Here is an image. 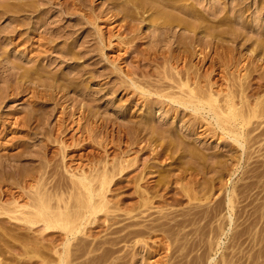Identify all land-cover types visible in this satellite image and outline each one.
<instances>
[{
    "label": "rangeland",
    "instance_id": "1",
    "mask_svg": "<svg viewBox=\"0 0 264 264\" xmlns=\"http://www.w3.org/2000/svg\"><path fill=\"white\" fill-rule=\"evenodd\" d=\"M2 1L4 2L5 0H0V3ZM36 1L43 5L42 6L43 11L40 14H38L37 17L35 16L33 21L39 22L40 19H42V17L45 18L47 14L53 15L55 18H60L61 16L59 15H62V17L65 16L64 17L65 19L62 22H60L59 25L58 24L55 25V23L53 24L54 26L57 27L56 30H59V28L65 30L67 28L66 30H68L71 34L75 33L73 34V37L78 38L76 49H80L81 51L87 50L88 53L86 54L95 56L93 57L94 59H92L91 61L87 60L85 62L86 66L89 63H91L87 66V69L88 68L90 69V72H92L91 74L93 75L94 78L93 81L90 79L85 81L86 86L89 88L88 91L90 92V97L92 98L89 99L88 96V98L84 97L83 99L81 94H79V92L77 94L76 92L71 90L65 94L64 93L59 94L61 96L64 95L63 96L64 98H62V101H60V104L58 105L54 104V102L52 101L51 102L46 101L47 104L42 103L45 102L44 100L39 105V107H41L42 111L44 112V119H46L48 116L49 122H51L52 125H55L57 121L60 119V116H62L61 106H63V104L65 106L67 105L70 106L68 110L75 108L74 106L80 107L82 105L83 106L85 105V107H87L86 108L87 110L85 111L86 112L85 115H89L88 117L89 121L88 118L87 119L83 118L81 109H78L74 116L75 123L73 124L72 128H74V130L72 132H73V137L75 139L71 138L70 140L69 138L68 139L69 142L67 141L68 145L72 144L71 149H69L70 154L68 158V160L70 161L69 162L70 165H72V168L73 167L76 168L81 164V167H84L86 170H89L92 168V166L93 167L99 166L100 168L102 166L104 167V165H108L106 167H110L111 165L114 166L113 164H116V162L119 163L123 161V163L129 165L128 171H130L129 169H131V171H134L133 173L135 175L137 174V176H139L138 183L141 184L140 185H137L136 183H134L135 185H133L132 183L129 184L128 181H126L128 176L126 177V175L124 176L122 175L123 177L121 180L122 181L121 184L118 185V187L114 186L113 188L114 191L112 190L109 193L110 196L109 198L113 201H120L118 203H121L124 206H130V207L136 206L142 199V197L139 196V193L137 191L141 190V188L144 189L145 187L151 186V189L155 191V193L151 190L153 196L150 195L151 198L149 197V199H147L148 201L150 200L152 203L151 204L149 201L148 207H145L146 209L148 208L149 211L146 214L141 215V217H143L142 219L140 218V216H138L139 218L136 217V219L133 220H135V222H138L139 221L138 219H140L139 224L144 225L146 223L147 224L151 223L153 220L157 219V217L159 219V215L161 218L164 214H167L168 217L165 219L168 218L170 219V215H171L172 218L171 220L175 223V225H173L174 223L171 221V223H173L171 225L172 227L168 226L169 223L168 225H165L166 227L164 228V230L166 229L165 231L162 229L164 226L163 227L160 226V228L159 227L156 228V230L157 229L158 230L155 232H153L154 230L151 231L152 233L149 231L148 234L146 233L144 235L145 237L144 236L142 237L134 236L133 238L132 236L128 237V240L123 241L119 245L121 251L116 252L114 256H119L121 254L128 255V258L126 257V260L128 262L125 260L127 264H264V175H263L264 174L263 172L264 171V136H262L263 138L261 136H256L259 134V132L263 131L262 129H264V108L261 111L260 116L254 118L252 123L248 126L250 129L257 127L258 129H256L252 133L250 139L248 137L249 140L247 139V141L249 142L246 141L245 143L246 146L244 145L243 147L244 149H243L242 146L238 145V143H236L231 136L222 132L217 122L215 120H212L211 117L205 116V118L207 117L206 119H208V121L205 118H202L203 120H199L198 122L196 121V123H194V119L192 115H190V110H186V112L184 113L183 112L184 108L181 107L182 111L176 112L175 109L174 110L171 109L172 107L168 104L170 102L168 98H164L154 94V92L166 88L167 85L169 84L172 85L173 88L166 89L164 93L165 94L170 93L178 97H182L183 94H185V92L188 89L184 87L181 90V88H179L178 80H180V78H183L182 80L185 79L187 80V78H185L187 77L186 76L187 73H185L186 74L185 75L184 72L186 71H183L181 77V75L178 74V71L187 70L190 67H192L191 69H189L190 72L198 69L196 73L200 72L201 75H204L202 74V72H204V70H207L208 67H211V69L215 71L212 73L213 75L211 77L213 78L212 83H214L213 84L214 91L215 92L220 91L221 94L219 98L223 101V103L225 96H227L230 93L229 91L231 90L230 86L233 87L232 90L236 94H237V88L240 89V87H242L239 85L237 87L233 86L232 84L234 82L233 77L237 81L240 80L239 83L242 82V84H245L246 86L249 83L254 85L253 87L252 85L251 87H249L252 88L251 90L250 89L246 90V93L250 92L249 95L251 98L249 99L251 101L255 103L258 100L264 99V85H262V87L259 88V86L257 87V85L253 83L256 80H259L257 78L260 74V76L263 77L261 82L264 84V28L261 32H259L258 29L257 30H252L251 28L243 29L239 24H235L236 26L234 25V27L242 31L244 33V36L239 38L236 43L232 41L231 37L227 36L228 38L225 37L224 39L225 41L224 46L227 48L230 45L234 46V50L230 51L231 53L228 52L229 54H227L226 51L228 49H226L225 47L224 48L220 47L221 49L218 48V50L220 51L218 50L213 51L216 49L212 48V51L210 53L211 57L215 58L216 56H218L215 59L218 58L219 61L217 62V60L215 59L213 61L209 56V58L204 60V62L202 63L201 61L198 62V59L203 55H199V54L195 55L194 53V56H192V54L190 53L192 56V57L189 56L191 58L189 59L190 61H187L188 60L187 58L189 57L183 59L182 57L178 56L180 55L178 47H181V45L177 46L178 45L176 42L177 37L174 35L169 36L168 40H165L163 43H159L157 41L158 42L157 44L156 40L152 36L150 37V35H148L150 34V32L151 33H153L154 31L156 32L154 26H149L150 28L147 29V26L144 27L142 25L143 27L141 30H139V33L136 36V38L133 41H129L128 38L130 37V35H127V32L124 31L125 22L122 19H120V17L114 18L113 16H111L112 13L105 15L106 12L109 11V7H110L109 0H84L82 5V10L80 7H76L78 9L75 8L76 9L75 11L71 10V8L73 7L71 6L72 5L71 1L74 0L69 1L70 6L68 7L70 8H68V10H66L67 6L65 5V3H63L66 0H54V1L36 0ZM214 1L215 0H208V2H204L201 4H197L196 2H194V4L202 11H207L213 7ZM76 2L80 3V0H76ZM187 3L190 2L188 1ZM245 3L249 4L251 8L250 11L248 10L244 14V16L246 15L245 18L247 19V22L249 20L248 23L250 24H254L255 22L264 23V8L262 6L263 4L261 5L259 0H246ZM62 4L66 6V9L65 6ZM229 4H230L229 2L226 3L227 6L226 10L219 13V16L226 15L225 17L229 16V18L235 17L234 10L229 8ZM222 6H225V3H223ZM260 9H262V11ZM83 12L85 14L99 13L98 15H100L103 18L101 17L98 18V22H97L98 24L96 22L92 24V22L89 23V21H87L88 16L84 15ZM238 13L239 12H237V14ZM109 16H111V18H109ZM1 19H0V27L4 25L8 26L9 20L6 18V16L3 17L2 20ZM78 24L81 29L78 27ZM100 28H102V30L105 31L104 34L106 38L103 37L104 35L103 36L100 35L99 33ZM77 29H79V32ZM74 30L77 32H75ZM175 30H176V35L178 36H180L179 34L181 33H182L181 35H183V33H187L189 31L187 30V28H181V27L180 28L175 27ZM68 31L66 32L69 34ZM108 31H112L113 34H115V36L113 35L111 38L113 46L111 45L112 43L110 42L107 45V41H109V39L107 38L108 35L106 32ZM65 35L61 39L59 38L57 40L58 42H60L58 44L59 45L58 48H60V46L62 47L65 45L64 44ZM99 36L102 37L103 42ZM36 39L38 40L37 36L35 40ZM206 39L209 38H205L204 40ZM71 40L72 39L69 38L66 41L68 42ZM83 40L84 41L87 40L85 47L81 45ZM38 42L39 41H37L34 44L35 47L42 46L41 44H39L40 42L39 43ZM22 45H20L19 48L18 47L16 48V52H17V53L15 52L16 55L17 54L20 55V53L24 55V53L20 51L24 48V44ZM195 46H197L196 43ZM208 47L207 49L210 50L211 48ZM189 48L191 49V50L188 49L190 50V52H192V49H194L192 47ZM153 51L154 53L155 52L158 53V54L156 53L158 56L157 58L156 55L153 53ZM222 51H225L226 55H223L222 53L225 52ZM148 53H151L152 58L156 59V60H152L150 62V65L146 61L141 60L144 59L146 56H148ZM215 53L219 54L220 56L216 55ZM36 54L44 55L45 53L42 52L40 53L38 49H34L33 53H30L29 55L35 56ZM173 54L176 55L173 57ZM227 56H228L227 61L229 62L226 65L227 61H225V59L227 58ZM220 57L224 59H220ZM229 57L232 58L229 60ZM97 58L98 60L100 59L99 62L94 63V60L95 59L97 60ZM220 60L224 63L222 64ZM200 62L201 64L199 66L198 63ZM138 63H142V64L147 63L149 65L148 70L150 72V76L148 78H143L139 74H134V75L131 74L132 71L134 70H137L136 72H140V70L136 69V65ZM213 63L215 66V67L213 66L214 68H212ZM59 64L60 67L57 66L58 68L56 67V69H54L55 71L58 69L61 70L62 64L63 67L65 65L64 63H59ZM258 66L259 68L256 71ZM129 77H133L136 84H133L132 80ZM201 82L205 84V81H201ZM147 91H151L152 93H148ZM25 98L22 100H19L18 98L7 100L6 103L3 104L4 108L3 107L1 108V110L4 109L7 111V112L4 111L5 113L4 115H6V117L9 119L7 122L8 127L7 126H6L7 128L4 127L5 130L1 128L2 126H0V136H1L0 154L2 153L13 154L19 151L20 146L18 148V144L20 140H23V136L25 135V133L19 131L20 127L18 126V124H16L15 117L21 118V116L25 115V113L31 109L30 108L31 104L28 103L29 101L26 102L28 100L27 99L28 96ZM93 98L96 100H94ZM255 98L257 100H255ZM170 104L177 106V104L173 102ZM90 107L93 109V111H91L92 112L91 114L89 112L91 110ZM95 111H97L98 113ZM90 120L93 121L90 122ZM147 121H151L152 123L160 122L161 124L158 125L160 129L174 128V130L172 129L174 133L178 134L184 132L185 134H188L186 141L188 139L189 140L186 142V145L189 146L191 144L190 142H192L194 146L191 144L189 146V149L192 150L197 147L196 150H192V151H196L197 153L196 152L192 153V151L189 150L188 148H187L188 150L184 149L186 148V145L182 150L184 153L181 150H178L177 148L175 150L174 149L176 147L175 146L173 148L175 152L172 151L173 154L172 152L169 151L170 155L173 156L175 155L174 156L175 158L171 156L169 160L165 159L163 161V159L160 160L155 157L156 151L158 149L160 150L161 148L159 144L160 142H158V144L147 143L148 145L144 147L146 142L138 141L139 143L132 144V146L130 145L129 147V143L132 142L130 140H133L134 142L135 140H137L135 137L136 134L134 131L132 133L131 130L130 131L131 133L128 131L130 133L129 135H124V131L122 130L127 129L128 126L132 124L134 126L135 124L136 126L138 125L137 127L144 126L145 122L147 123ZM97 122L101 124V125L99 124V127L97 126L98 125ZM81 126L82 128H79ZM76 127L78 129H76ZM75 131L76 133H74ZM39 137H41L42 139L39 138L40 140L37 142L38 144L40 142L41 145V143L43 144L45 142L44 137L46 136L39 135ZM73 139L75 141H73ZM45 143H47V141ZM50 144L53 146L56 145V143L55 144L50 143ZM40 145H38L39 147H37L39 150L36 148L37 151H40L41 148ZM141 148H144L143 151ZM52 150H55V147ZM71 150L73 151L71 152ZM184 150H186L187 153ZM188 151L194 157L192 155L190 156ZM200 152H202L203 154ZM179 154L180 155L183 154V155L180 156ZM196 154H198V156L199 154L202 155H200L201 157L199 156V158L197 157L198 158L197 159L195 158V156H197ZM51 155H49V152L46 153V158L45 156H43L44 158L41 159L43 161H41L39 157L37 158V154H36V158L37 160L39 159L43 163L46 162L49 165H51L52 161H50L51 163L47 162V160L48 161L50 160ZM203 155L206 156L205 160ZM39 156L41 155L39 154ZM58 157L59 155L57 156V158ZM200 158H203L201 162H200L201 160ZM37 160L33 161L34 164L31 161L29 163L27 160H22L20 164L19 161L16 163L19 164V167L23 165L20 169L25 167L24 164H26L27 166L28 165L27 162L29 163V166H32L33 164V168H35L39 166V164H41L40 162H38L39 160L38 161ZM184 165H187V169L188 168L189 169L187 170L186 166ZM27 167L25 169L28 170V172L26 171L25 173H30L29 170L31 169L32 171L35 170L34 172H36V169L33 170L32 167H30V169ZM178 168L180 170L184 169L183 170L184 172L186 171L183 175V179L174 178L175 175H180L178 173H181V171L178 170ZM23 170L24 168L22 169V171ZM170 170H172L173 172H171ZM16 171H20V172L19 173L15 172V174H13L15 175V177L11 176V179L9 180L8 178L10 177L7 176L8 177L6 179L7 181L4 182L3 186L1 187L2 189L1 188L0 189L3 191H8L10 193L11 192L15 193L17 196L19 195V193L25 194L26 196L25 198L23 197L19 198L20 203L23 204L26 203L27 200H29L28 198L29 196L26 195V193L29 191V186L27 184H23V185L19 184L20 183L19 181L17 182L18 177L16 180L15 179L16 175L17 174L20 175V173L23 174L25 173L24 171L22 172L21 170H16ZM65 173L68 176L69 173L68 172ZM133 173L132 175H134ZM191 173L193 174V176ZM256 173L259 174L256 175ZM120 176H118L117 178H121ZM12 178H14L15 180H13ZM163 179H165V181ZM159 180H161L160 183H157L159 182ZM30 182L34 183L33 181ZM248 182L249 184H247ZM184 185L185 186L187 185L188 188L187 186L185 187ZM166 186L167 188H165ZM187 193H189L190 196ZM7 200H9L8 195L2 196L1 203H5V201ZM232 200L233 203L231 202ZM161 207L162 210L160 209ZM168 211L170 215L167 213ZM198 211L201 213V215L198 214L199 213ZM137 212L140 211L137 210ZM137 212L135 211L134 213ZM118 213L120 214V215L118 214L119 216L118 219H120V224L125 225L126 223L132 222L131 221L132 219H129L128 215H126L124 212L119 211ZM149 213H151L152 215ZM192 213H195L196 215ZM196 216H198L199 219L198 218L194 219V217L196 218ZM1 219L2 220H0V264H47L48 261L45 262L47 257L50 258L51 255H54L56 258L57 254L55 255V253H53L54 249H50L53 246L49 248L47 245H51L52 242L55 241L54 243L57 244L58 248L59 247L61 248L62 247L61 245L64 242V236H62L58 232L56 234H59L61 236L54 235L55 232H52L54 234L50 233V236L49 234H45L46 236L48 235L47 237H49L50 240H51L50 237H53L55 240L54 239L51 240L50 243V240L47 238V241L46 239L44 240L46 243L44 242V245H40L38 243V240L39 239L41 240L44 234L41 236H39L38 234L31 236V234L23 233V230L19 231L20 229L18 227H17L18 229L15 227L17 225L15 221L12 222L13 220H10L8 217ZM104 219L105 218H103V220ZM165 219L161 218L159 220L165 221ZM159 220L158 222H160ZM167 222H170V220H167ZM13 223H15L14 224L15 226L13 225ZM176 225L177 227L179 226L180 228L179 227L177 228ZM173 226L176 228H174ZM10 228L12 232H10L11 231L9 230ZM13 228L15 230H13ZM104 229L105 228L103 229L97 228L96 230L97 231L99 230V232L98 233L96 232L95 234L97 236L96 235L95 236L99 237L102 235L105 238H109V237H115L117 235V234L115 236L113 234L111 235L110 230L105 231ZM175 229L178 230L176 231ZM183 230L185 231V234ZM16 231L17 234H15ZM100 231L102 232L100 233ZM19 233L21 235L23 234L22 235L23 239L21 238V236H19ZM165 234L169 237L167 236L165 237ZM174 234L175 235L178 234L179 236L177 235V237L179 238H177ZM24 235L28 237L27 240H24L26 239L25 238L26 236ZM88 235L87 238L89 237ZM37 236L42 238L38 239ZM54 236L57 237V239ZM90 236L91 238L95 237L94 235L93 236L90 235ZM30 237L31 239H33V237L35 239L36 237L35 241L37 242L33 241L35 243L34 244L33 242L31 243L32 240H30ZM19 238L22 240V242L24 241L27 242L28 240H30V243L32 244V246L34 245L36 247V250L37 252H39V254L41 252V249H44V246L46 245V248L50 249V251H48L46 248H45L46 250L44 249V251H46V253H49L50 255L49 254L48 256L45 255L46 257L45 258L44 254L46 253H44L43 251L41 252V256L37 254V252H36L37 256L31 254L30 253L31 248H29L31 246L28 241L26 243L27 248H29L28 255L29 256L30 254L33 255L32 258L30 257V259H28L29 256L27 258L26 254H25L26 256L22 255L24 253V250L22 248L23 246L25 248V242L24 243L20 242L21 240ZM42 240H41L42 242L41 244H43ZM88 240L90 241L93 239H90L89 237ZM74 242L76 241H73V243ZM38 245H40V247L42 246L43 248L39 249ZM19 246L21 248H19ZM55 246L53 248H55ZM21 251L23 253H21ZM33 253L35 254V252ZM54 256H52L51 258H54ZM113 257L110 259V263L113 260ZM82 258H80L79 260L77 259L75 261H73L74 259L71 258L72 262H70V264H77V263L79 264V261L80 264H82V262L83 264H86L84 263L86 258L85 257ZM107 262L102 264H108L109 262L108 263ZM97 264H101V263H97Z\"/></svg>",
    "mask_w": 264,
    "mask_h": 264
},
{
    "label": "bare ground",
    "instance_id": "2",
    "mask_svg": "<svg viewBox=\"0 0 264 264\" xmlns=\"http://www.w3.org/2000/svg\"><path fill=\"white\" fill-rule=\"evenodd\" d=\"M69 1L70 0H68V1L66 0L63 2L67 6V9H66V6L64 4H62L65 6L66 10H68V8H70V7H68V6H70ZM188 1L190 3H187ZM245 1L246 0H231V1L230 0H217V1L215 0L213 2V7L210 10L202 11L200 8L195 6L194 2H196L197 4H201L204 2H208V0H109V5H110L109 11H107L105 15L112 13L111 16H113L114 18L120 17V19H122L125 22L124 31L127 32V35H130V37L128 38L129 41H133L136 38V36L139 33V30H141L143 26L144 27L147 26V29L150 28L149 26H154V28L156 29V32L155 31L153 33L150 32V34H148V35H150V37L152 36L156 40L157 44H158V42L163 43L165 40H168L169 36L174 35L177 37L176 38L177 39L176 42L178 44L177 46L181 45V47H178L179 54H180L178 56L185 59V58L191 56V54H192V56H194V53H195V55L196 54L203 55L202 57L199 58L200 60L198 59V62L201 61L203 63L204 60L209 58V56L211 57L210 53L212 51V48L216 49L213 51H217L218 48H220V47L224 48L225 47L224 46L225 37L226 38L231 37L232 41L234 43H236L239 38L244 36V33L242 31H240L239 29L234 27L235 24H239L241 26V28H243V29H250V28L252 30L258 29L259 32H261L263 30L264 23H262V22L256 23L255 22L254 24H250V23H248L249 20L247 22V19L245 18L246 15L244 16V14L248 10L250 11L251 8H250L249 4L245 3ZM83 2H84V0H80V3L76 2V0L71 1V4H72L71 6H73L71 8V10L75 11L76 9H78L76 7H80L82 10ZM228 2L230 3L229 8L234 10V14H235L234 18H231V17L229 18L228 15H227L228 17H225L226 15L225 16L224 15L219 16V13L226 10V7H227L226 3H228ZM259 2L261 5L263 4L262 6L264 8V0H259ZM223 3H225V6H222ZM42 6L43 5L38 3L36 0H5L4 2L2 1L0 3V19L1 18L3 19V17L6 16V18L9 20L8 26L4 25L5 27L4 26L0 27V83H1L0 84V126H2L1 128L4 129V127L5 128L8 127L7 122H8L9 118H7L6 115H4L5 114L4 111H6V110H4V109L1 110L2 107L4 108L3 104L6 103L7 100H11L14 98H18L19 100H22L28 96V98H27L28 100L26 102L29 101L28 103L31 104V106H30L31 109L28 110V112H26L27 114L25 113L26 116L23 115V116H21V118L15 117L16 118V124H18V126L20 127L19 131L25 133V135L23 134L24 135L23 140H20V142L18 144V148L20 146L19 151H17L16 153H13V154H8V153L7 154H5V153L0 154V188L3 186L4 182L7 181L6 179L8 177H10V178H8V180H9V179H11V176L15 177V175H13V174H15V172L16 173L20 172V171H16V170L22 171V169L24 168V170H23L24 173L26 171L28 172V170H26L25 168L27 166H29L30 161L33 163V161L37 160L38 157L40 158V160L44 158L43 156H45V158H46V153H48V152H49V155L52 154L50 156L51 158L49 157L50 158L49 161L47 160L48 158L46 159L47 162L52 161V163L50 162L51 165H49L46 162L43 163V162H41L43 160L40 161L38 159L39 161L38 160L37 161L40 162L41 164L43 163L42 165L39 164V166L33 168V164H34L33 163L32 166L27 167L29 169H30V167H32L33 170L36 169V172H34L35 170L32 171V169H31V170H29L30 173H25V174L20 173V175H18V174H17L18 176L16 175L15 179L17 180V177H18L17 182L19 181L20 182L19 184H22V185L27 184L29 186V191L26 193V195L29 196L28 198H29L30 202H29V200H27L26 203H23V204L20 203L19 198L20 197H23V198L26 197L25 194H23V193H19V195L17 196L15 193L3 191V190H1L2 188L0 189L1 190L0 191V220H2L1 218L8 217L10 220H13L12 222L15 221V223L17 225L15 226L14 225L15 223H13V225L16 228L18 227L20 229L19 231L23 230V233L31 234V236L37 235V234L39 236H41L44 234L43 238L37 236L38 239L39 238L43 239V240L41 239L43 241V244H41L42 242L40 239H39L40 242L37 239L38 243L40 245H44V242H45L44 240L46 239V241H47V238L49 239V237H47L48 235L46 236L45 234H49V236H50V233L55 232V234L54 233H52V234L57 235V236L59 234H61L62 236H64V242L62 245L60 244L62 246L61 248L60 247L58 248L57 244L54 243L55 241H53L51 245H47L49 248L51 246L54 247L56 245L55 248L52 247L50 249H54V251L53 250H51V251H53V253H55V255L57 254L56 258L54 255H51V257L54 256V258L50 257L52 260L49 257H47V259L45 261V262L48 261L47 264H70V262H72L71 258H73L74 259L73 261H75L77 259L79 260L82 257L86 258L84 261V263H86V264H94V263H96V264L101 263L102 264V263H106L107 261L110 263V259L114 256V254L116 252L121 251L119 245L123 241L128 240V237H131V236H132V238L134 236L135 237L136 236L142 237L146 233L148 234L149 231L150 232L153 230H154L153 232L157 231L158 229L156 230V228H158V227L160 228V226L161 227L164 226L162 228L164 230V228H166L165 225H168V223H169L168 226H171L174 222L171 220L172 218H171L169 211L167 213L170 215V219L169 218L165 219L168 217L167 214H164L163 216L161 215L162 216L161 218L165 219V221L159 220V219H161L160 215H159V219L157 217V219L153 220L152 222L150 221L151 223H148V224L146 223L144 225L139 224L140 219H138L139 220L138 222H135V220H133V219H136V217L139 218L138 216H140V218L142 219L143 217H141V215L146 214L149 211L148 208L146 209L145 207H148V203L150 201V200L148 201L147 199H149L150 195L153 196L152 195L153 190L151 189V186L145 187L144 189H142L140 187L141 190H138L137 192L139 193V196H141L142 199L143 198L144 199L143 200L141 199L140 202L138 201L139 203L136 206H132V207L124 206L121 203H118L120 201H113L109 198L110 197L109 193L113 190L114 186L118 187V185L121 184V182H122L121 180H122V177L124 175H126V177L128 176L129 179L127 178L126 181H128L129 184L130 183H132L133 185H135L134 183H136L137 185L141 184V183H138L139 182V176H137V174L135 175L133 173L134 171H131V169H129L130 171H128L129 165L123 163V161H121L119 163L116 162V164H113L114 166H112V165L110 166L111 168L106 167L108 165H104V167L102 166L103 168L102 167L99 168V166L98 167L92 166V168L90 167L91 169H89V170H86L84 167H81V164L79 166H77L76 168H74V167L72 168V165H70V163H69L70 161L68 160V158H69V154H70L69 149H71L72 144L68 145V142H69L68 139L70 138V140H71V138H74L73 132H72L74 130V128H72V127H73V124L75 123L74 116H75V113L77 112V110L81 109L82 114H83V118L87 119L89 117V115H85V113H86L85 111L87 110L86 109L87 107H85V105L83 106L81 104L82 106H80V107L74 106L75 108L68 110L70 106L69 105L65 106L63 104V106H61L62 111L60 110L62 116H60V119L58 118L59 120L57 121L56 124L54 123L55 125H52L51 122H49V118L47 115H46L47 118L45 117L46 119H44V112L42 111L41 107H39V105L41 104V102L43 100L45 102H42V103H46V101L47 102L52 101V102H54V104L58 105V104H60V101H62V98H64L63 97L64 95L61 96L59 94H61V93L65 94L71 90L76 92L77 94L79 92V94H81L83 99H84V97L88 98V96H89V99L92 98V97H90V92L88 91L89 88L86 86L85 81L88 79L93 81L94 78H93V75L91 74L92 72H90V69L88 68L89 71L87 69V66L91 63H89L86 66L85 62L87 60L91 61L92 59H94L93 57H95V56L94 55L92 56L90 54L89 55L86 54V53H88L87 50H86L87 51L86 52V51H81L80 49H76L77 48L76 44H77L78 38L73 37V34H75V33L71 34L68 30H66L67 26L64 28H66L65 30L68 31L69 34L64 29H61V28H59V30H56L57 27L54 26L53 24L55 23V25L56 24L59 25V23L65 19L64 18L65 16L62 17V15H59V16H61L60 18H55L53 15L47 14L46 17L45 18L42 17V19H40L39 22L33 21L35 16L37 17V15L43 11ZM260 10L262 11V9H260ZM240 11H241V13H240ZM77 12H78V10H77ZM237 12H239V13L237 14ZM94 14H92V13L85 14L84 13V15L88 16L87 21H89V23H91V22H92V24L95 22L97 23L98 18L101 17L100 15H98L99 13H97V14L94 13ZM44 16H45V14H44ZM111 16H109V18H111ZM38 18H40V17H38ZM101 18H103V17H101ZM257 22H258V20H257ZM79 24H78V27H79ZM74 27H73V29H74ZM175 27L187 28V30H189V31L187 33H183V35H181L182 33L181 34L178 33L180 35V36H178V35H176ZM97 29H99V28H97ZM77 30L79 32V29H77ZM75 32H77V31H75ZM104 32L105 31H103L102 28H100V31H99L100 35L101 36L104 35L103 37L106 38ZM106 33L108 35L107 38L109 39V41L106 40L107 45H108L109 42L112 43L111 38L113 35L115 36V34H113L112 31H108ZM65 34H67V35H65ZM64 35H65V37H64L65 38V40H64L65 45L62 47L60 46V48H58V46H59L58 44L60 42H58L57 40L59 38L61 39ZM36 36L38 37V40L37 39L35 40ZM69 38H71L72 40L67 42L66 40H68ZM100 38L102 39V37H100ZM205 38H209V39L204 40ZM37 41L40 42V43L39 42L38 43L42 45L41 47H39V46L35 47L34 46V44ZM86 42H87V40L86 41L83 40L81 45H83L85 47ZM102 42H103V39H102ZM195 43L197 44V46L199 45L198 46L199 48L197 46H195ZM22 44H24V48L20 51L23 52L24 55H22V53H20V55H18V54L16 55V53H17L16 48L17 47L19 48V46ZM104 45H105V43H104ZM111 45L113 46V43ZM189 47L194 48V49H192L193 53L190 52L191 49ZM196 47H197V49H196ZM207 47L211 48V49L209 50V49H207ZM225 48L228 49L226 51L227 54L231 53L230 51L234 50V46H231V45L228 48L227 47H225ZM34 49H38L40 53L42 52L45 54L44 55L36 54L35 56H30L29 54L33 53ZM188 49H190V50H188ZM176 50H177V47H176ZM218 51H220V50H218ZM222 52H225V51H222ZM226 52L222 53V54L226 55ZM153 53H154V51H153ZM156 53L157 52H155L154 54L156 55V58H157L158 53L157 54ZM220 54H221V52H220ZM175 55L173 54V57ZM216 55H219V54H216ZM178 56H176V57H178ZM216 57H218V56H216ZM215 58L211 57V59L213 61ZM231 58L232 57H229V60ZM187 59H186L187 61H190L189 59H191V58L189 57ZM220 59H224V58L220 57ZM227 59H228V56L225 59V61H227ZM99 60H98V58H97V60L95 59L94 63H98ZM141 60L146 61L150 65V62L152 60H156V59L152 58L151 53H148V56H146L144 59H141ZM215 60H217V62L219 61L218 58ZM201 62L198 63L199 66H200ZM228 62L229 61L226 62V65ZM231 62H233V61H231ZM59 63H64L65 65L63 67V64H62L61 70L58 69L55 71L54 69H56L57 66L60 67ZM147 63H144V64L138 63L136 65V69L140 70V72H136L137 70H134V71H132L131 74L132 75L139 74L143 78H148L150 76V72L148 70L149 65ZM221 63L223 64L224 62L221 61ZM213 66H214V63L212 65V68L215 67V66L214 67ZM191 68L192 67H190L189 69H191ZM208 68H207V70H204V72L206 71L205 73L202 72V74H204V75H201L200 72H199L200 74L196 73L198 69L195 71H191V72L189 69H187V70H179L178 69L179 70L178 74L181 75V77H182L183 71H186V72H184V74L187 73V75L185 74L187 76V77H185V78H187V80L185 78H184L185 80H182L183 78H180V80H178L179 81V88H181V90L184 87H186L188 89L185 92V94H183L182 97H178V96H176L174 94H170V93L165 94L164 91H166V89L173 88V86L169 85V84L167 85L166 88L161 89L157 92H154V94L161 96V97H164V98H168L170 100V102L168 104L172 107L171 109H173V110L175 109L176 112L182 111L181 107L184 108V111H183L184 113L186 112V110H190V115H192V117L194 119V123H196V121L198 122L199 120H203L202 118H205V116L211 117L212 120H215L217 122V124L221 128L222 132L231 136L233 138V140L236 143H238V145L242 146V148H243L248 137L250 139L252 133L256 129H258V127L250 129L248 126L252 123L254 118L260 116L261 111L264 108V103H263L264 99L258 100L255 103L253 101H251L249 99V98H251L249 95L250 92L246 93V90L247 89L251 90L252 88H249V87H251V85L253 87L254 85L249 83L246 86L245 84H242V82L239 83L240 80L237 81L233 77V79H234V82L232 83L233 86L237 87L239 85L242 87H240V89L237 88V94H236L232 90L233 87L230 86V88H231V90H229L230 93L227 96H225L224 103H223V101L219 98L220 94H221L220 91H218V92L214 91V87H213L214 83H212L213 78H211V77L213 75L212 73L215 71H213L211 69V67H208ZM258 68H259V66L257 67L256 71L258 70ZM129 78L132 80L133 84H136L133 77H129ZM239 79H240V77H239ZM257 79H259V80H256L253 83H255V85H257V87L259 86V88H260V87H262V85H264L261 82L263 77H261L259 74ZM201 81H205V84H203ZM201 83H202V85H201ZM147 92L152 93L151 91H147ZM239 92H240V94H239ZM93 97H94V95H93ZM94 100H96V99H94ZM236 100H238V101H236ZM255 100H257V99L255 98ZM171 101L173 103L177 104V106L170 104V103H172ZM28 107H29V105H28ZM82 107H83V109H82ZM9 109H11V108H9ZM91 111H93L92 108L89 111L90 114L92 113ZM97 111H95V112H97ZM12 112H15V111H12ZM89 112H88V114H89ZM10 113H11V111H10ZM94 114H92V115H94ZM90 117H91V115H90ZM206 120L208 121V119H206ZM88 121H89V118H88ZM91 121H93V120H90V122ZM97 123H98L97 126L99 127L100 123L99 122H97ZM159 124H161V123L160 122L159 123H156V122L152 123L151 121H147V123L145 122L144 126L137 127L138 125L136 126V124H135V126H134L132 124V125L128 126V128L126 127L127 129H123L122 131H124V135H129L131 133L130 132L131 130H132V133L134 131L136 134V136L135 135L134 136L136 137L137 140H135V142L133 140H130L132 142L129 143V147H130V145L132 146V144L139 143L138 141H141V142L145 141L146 144L144 147H146V145L151 144V143L158 144V142H160L159 144H160L161 148H160V150L158 149L156 151L155 157L160 159V160L163 159V161L165 159L169 160V158L171 156H173V155H170V152L174 151V149L176 150V148H177L178 150L182 151L186 145V142L189 140L188 139L186 141L188 134H185L182 131H181L182 133H178V134L174 133L172 131V129L174 130V128H170V129H165V128L163 129L162 128V129H160V127L158 126ZM104 126H105V124H104ZM94 127H92V128H94ZM79 128H82V126ZM76 129H78V128L76 127ZM262 130L263 131L259 132V134L256 136H261V137L264 136V129H262ZM74 133H76V131ZM181 134H183V135H181ZM39 135L46 136L44 138H45V142L47 141V143H45L43 141L45 143V144L43 143L44 145L42 143L40 145V142L38 144L37 141L42 139L41 137H39ZM74 139H73V141H75ZM160 140H162V141H160ZM247 142H249V141H247ZM50 143H54V144L56 143V145L53 146ZM190 143L192 144V142H190ZM176 144H178V145H176ZM38 145H40V147H41L40 151H37V149H38L37 147H39ZM79 146H80V144H79ZM189 146L186 145V148H184V149L188 150ZM54 147H55V150H52ZM179 147H180V149H179ZM196 148L192 149V150H196ZM141 149L143 151L144 148H141ZM186 150H184V151L187 153ZM189 150H191V149H189ZM72 151L73 150H71V152ZM34 152H35V154H34ZM193 152L195 153L196 151H192V153ZM188 153L190 154L189 151H188ZM200 153H202V152H200ZM36 154H37V158H36ZM39 154L41 156H39ZM172 154H173V152H172ZM202 154H199V156ZM58 155H59V157L57 158ZM182 155H180V156H182ZM191 155L192 154H190V156ZM196 155L197 156H195V158H197V157L199 158L198 154H196ZM203 156H204V160H205L206 156L205 155H203ZM195 158H193V159H195ZM200 159H201L200 160V162H201L203 160V158H200ZM22 160H27L29 163L27 162L28 165L26 166V164H24L25 167L20 169L23 166V165H21V167H19V164L21 163ZM18 161H19V164L16 163ZM180 166H182V165H180ZM184 166H186V169H187V165H184ZM18 167H19V169H18ZM183 168H185V167H183ZM178 170H180V169L178 168ZM183 170H180L181 173H178L180 175H175L174 178H176V179L182 178L183 179V175L186 172V171L184 172ZM64 171L68 172L70 175L68 174V176H67ZM170 171L173 172L172 170H170ZM170 171H169V173H170ZM175 171H176V169H175ZM132 173L134 175H132ZM21 174H23V175H21ZM257 174H259V173H256V175ZM118 176H120L121 178H117ZM192 176H193V174H192ZM12 179L15 180L14 178H12ZM163 180L165 181V179H163ZM30 181H33L34 183H31ZM143 181H145V180H143ZM160 181L161 180H159V182H157V183H160ZM175 182H176V180H175ZM188 182H190V181H188ZM249 182L247 184H249ZM150 184H151V182H150ZM137 187H139V186H137ZM165 188H167V186ZM182 188H183V186H182ZM187 188H188V186H187ZM172 190H174V189H172ZM182 190H184V189H182ZM165 191H166V189H165ZM153 192L155 193V191H153ZM156 193H157V191H156ZM187 194H189V193H187ZM6 195L9 196V200L5 201V203H1L2 202L1 201L2 196H6ZM189 196H190V194H189ZM176 200H177V198H176ZM231 202L233 203V200ZM150 203H151V201H150ZM160 209L162 210V207ZM137 210L140 212H137ZM119 211H122L126 215H128L129 219H132L131 220L132 222L126 223L125 225L120 224V219H118V217H119L118 212ZM135 211L137 213H134ZM195 213H192V214H195ZM149 214H151V213H149ZM159 214H161V213H159ZM162 214H163V212H162ZM192 214H191V216H192ZM198 214L201 215L200 212ZM148 217H150V216H148ZM103 218H105V219L103 220ZM197 218H198V216H196V218L194 217V219H197ZM158 220L160 222H158ZM167 220H170V222H167ZM171 221L173 223H171ZM182 221H184V220H182ZM180 224H179V226H180ZM173 225H175V223ZM176 227H177V225H176ZM176 227H174V228H176ZM97 228L98 229L99 228H102V229L105 228L104 229L105 231L110 230L111 235L112 234L114 236L116 234L117 235L115 237H109V238H105L102 235L99 237H96L97 235L95 233L99 232V230L98 231L96 230ZM182 228H183V226H182ZM9 230H11V228ZM13 230H15V229L13 228ZM10 232H12V230ZM13 232H15V231H13ZM57 232L59 234H56ZM101 232L102 231H100V233ZM20 233H19V236H21V238H22L23 234L21 235ZM87 233L88 234L92 233L90 235H92V236L96 235V236L94 238L93 237L91 238V236L88 235ZM108 233H107V235H108ZM15 234H17V231ZM184 234H185V231H184ZM186 234H188V233H186ZM61 235H59V236H61ZM85 235H86V237H85ZM87 235L90 237V239H93V240L89 241L88 240L89 237L87 238ZM177 235H175V236L177 237ZM181 235H183V234H181ZM24 236H26V235H24ZM104 236H106V235H104ZM166 236L167 235L165 234V237ZM167 237H169V236H167ZM25 238L26 239H24V240H27L28 237L26 236ZM50 238H51V240L54 239L53 237H50ZM55 238L57 239V237H55ZM61 238H63V237H61ZM177 238H179V237H177ZM33 239H34V237H33ZM33 239H31V237H30V240H32L31 243L36 240V237L34 240ZM30 240H28L29 244L31 246V247L28 246L29 248H31L30 253L37 256V254H39V252H37L36 247L34 245L32 246V244L30 243ZM51 240H50V243H51ZM61 241H62V239H61ZM73 241H76V242L73 243ZM20 242H22V240ZM24 242H25V248H24V246L22 248L24 250V253L22 252L23 250L21 251V253H23L22 254L23 256L27 255V258H28L29 248H27V245H26L27 242L26 241H24ZM24 242H22V243H24ZM35 242H37V241H35ZM35 242H33V244ZM53 243H54V245H53ZM40 245H38L39 249L43 248L42 246L40 247ZM38 246H37V248H38ZM19 248H21V247L19 246ZM32 248H33V250L34 249L35 250L33 251ZM45 248H46V245L44 246V249ZM44 249H41V252L43 251L44 253H46V251H44ZM46 249L48 251H50V249H48V248H46ZM32 251L35 252V254ZM38 251H40V250H38ZM36 252H37V254H36ZM41 252L39 254L40 256H41ZM31 254H30L28 259H30V257L31 258L33 257V255H31ZM48 254L49 253L44 254V257H45V255L48 256ZM125 254H128V253H125ZM42 256H43V253H42ZM126 257L128 258V255L121 254L119 256H114L113 260L111 261L110 264H125V263L127 264L128 261L126 260ZM48 258L50 261L48 260ZM19 260H21V259H19ZM79 264H80V261H79ZM82 264H83V262H82Z\"/></svg>",
    "mask_w": 264,
    "mask_h": 264
}]
</instances>
